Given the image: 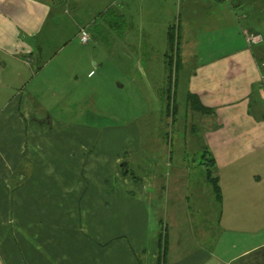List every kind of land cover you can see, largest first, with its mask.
<instances>
[{
	"label": "crops",
	"instance_id": "0c3cea01",
	"mask_svg": "<svg viewBox=\"0 0 264 264\" xmlns=\"http://www.w3.org/2000/svg\"><path fill=\"white\" fill-rule=\"evenodd\" d=\"M193 2L183 11L189 25ZM112 5L0 0V264H264V0H232L218 21L209 6L206 29L191 39L185 27L177 47L174 83L179 72L183 112L203 126L219 202L205 173L190 185L184 167L167 185L156 162L142 178L132 172L139 181L121 176V163L138 160L135 130L45 119L34 101L45 79L35 95L17 85L55 63L42 53L64 24L76 35ZM247 33L261 41L248 45ZM188 94L208 112L192 109Z\"/></svg>",
	"mask_w": 264,
	"mask_h": 264
},
{
	"label": "rangeland",
	"instance_id": "374dc122",
	"mask_svg": "<svg viewBox=\"0 0 264 264\" xmlns=\"http://www.w3.org/2000/svg\"><path fill=\"white\" fill-rule=\"evenodd\" d=\"M187 1L113 0L107 12L101 16L96 12L91 18L96 20L86 28L89 39L85 44L79 41V30L76 35L69 33L71 27L64 24V33L50 37L42 53L43 59L56 55L55 63L34 79L26 73L17 85L20 83V90L27 95H35L40 88L38 80L45 79L43 91L34 96L45 119L49 116L101 129L135 130L140 147L133 154L138 160L129 168L141 178L156 162L164 169L166 185L172 184L180 167L187 170L190 185L203 183V126L192 123L190 114L185 117L182 75L178 72L174 83L175 71L165 65L164 54H173L174 59L176 45L180 53L183 49L184 28L189 26L187 35L192 39L206 29L207 8L211 6L213 12L210 21H218V7L228 3L195 0L189 25L183 15ZM86 13L88 10L83 11L84 16ZM169 28L174 37L172 52ZM56 72L61 77L56 78ZM56 89L63 94L55 97L52 92ZM173 100L177 111L172 119ZM161 218L165 226L164 213ZM112 264L120 263L113 259Z\"/></svg>",
	"mask_w": 264,
	"mask_h": 264
},
{
	"label": "trees",
	"instance_id": "16d2710c",
	"mask_svg": "<svg viewBox=\"0 0 264 264\" xmlns=\"http://www.w3.org/2000/svg\"><path fill=\"white\" fill-rule=\"evenodd\" d=\"M168 38H169V43H170V46H171V52L173 51V43H174V37H173V31H172V28H169V31H168ZM167 63L166 65L169 67V70L174 69V71L177 70L178 68V63H177V46L175 48V59H173V54H169L167 55ZM168 81L170 83L171 81V75H168ZM187 101L189 103V106H191L192 109H195L199 112H208V109H206L205 107L201 106L199 104V102L197 101V99L195 98L194 95L192 94H188L187 95ZM171 105V111L172 113H174V110H175V106H174V103L172 102ZM168 104V107L170 106ZM168 107H167V110H168ZM205 153V151H204ZM208 155L205 156V154H202V165H204V173H205V177H206V180L207 182L209 183V185L212 187V191L215 195V198H217V202L220 201V192H219V185H218V178L216 176L213 175V171H214V160H213V157L209 154V152H206ZM119 169L121 170L120 174L121 176H125V175H128L130 176L134 181H139L140 180V177H135L132 173V169H130L128 167V164L127 162H123L120 164L119 166ZM163 235V234H162ZM165 235V234H164ZM164 235H163V242L161 240V245H162V249H161V255L159 256V259H163L164 257V254H165V246H164Z\"/></svg>",
	"mask_w": 264,
	"mask_h": 264
},
{
	"label": "built area",
	"instance_id": "2783aa9c",
	"mask_svg": "<svg viewBox=\"0 0 264 264\" xmlns=\"http://www.w3.org/2000/svg\"><path fill=\"white\" fill-rule=\"evenodd\" d=\"M220 1L225 2V3H231L232 2V0H220ZM78 32H79V34H78L79 41L82 44L87 43L89 37H88L87 31H86V28L81 27V28H79ZM245 39H246V42L248 45H254V44H257L261 41V36L259 34L247 33V34H245Z\"/></svg>",
	"mask_w": 264,
	"mask_h": 264
}]
</instances>
